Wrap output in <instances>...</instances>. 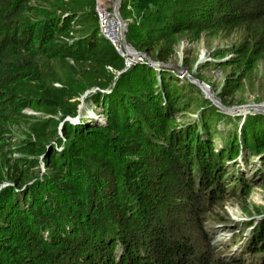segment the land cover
Segmentation results:
<instances>
[{
  "label": "trees",
  "instance_id": "trees-1",
  "mask_svg": "<svg viewBox=\"0 0 264 264\" xmlns=\"http://www.w3.org/2000/svg\"><path fill=\"white\" fill-rule=\"evenodd\" d=\"M121 13L128 44L156 61L206 29L242 31L241 58H264V0H123ZM98 31L95 0H0V264H227L201 225L237 145L200 141L177 117L195 107L187 86L147 60L126 68ZM39 57L78 68L47 78ZM92 89L104 122L66 120Z\"/></svg>",
  "mask_w": 264,
  "mask_h": 264
},
{
  "label": "rangeland",
  "instance_id": "rangeland-1",
  "mask_svg": "<svg viewBox=\"0 0 264 264\" xmlns=\"http://www.w3.org/2000/svg\"><path fill=\"white\" fill-rule=\"evenodd\" d=\"M243 43L242 31L206 29L199 30V33L184 32L178 37L175 54L167 61L185 68L180 75L170 67L177 82L184 88L187 86L186 99L195 105L177 115L178 120L191 122L193 126L199 123V140L212 144L215 150L225 147L229 137L238 149L235 159L223 161L227 165L226 176L231 175L234 179L221 201L222 205L206 214L211 216L201 225L208 234L206 240L227 264L232 259L243 264H264V241L258 240L264 230V151L261 152L264 140L259 147L255 144L257 134L264 137V58L259 61L256 57L248 61L242 59L239 48ZM261 44L256 45V49ZM39 60L47 78L55 74L66 78L78 68L70 59L48 62L39 57ZM55 85L60 86L59 83ZM94 91H86L72 100L77 103L78 115L76 118L68 116L66 120L74 123L77 117L87 120L92 116L91 120L104 122L101 108L86 99ZM25 112L40 116L30 108ZM203 114L206 115L205 122L202 121ZM209 125L211 129L207 131ZM13 130L15 138H23L27 126L14 127ZM249 246L254 250L250 251Z\"/></svg>",
  "mask_w": 264,
  "mask_h": 264
},
{
  "label": "built area",
  "instance_id": "built-area-1",
  "mask_svg": "<svg viewBox=\"0 0 264 264\" xmlns=\"http://www.w3.org/2000/svg\"><path fill=\"white\" fill-rule=\"evenodd\" d=\"M114 2L115 0H95V10L98 16V34L101 38L109 40L125 57L126 68H128L137 61L143 62V58L138 57L136 60H132L123 53L120 46V24L115 14Z\"/></svg>",
  "mask_w": 264,
  "mask_h": 264
},
{
  "label": "water",
  "instance_id": "water-1",
  "mask_svg": "<svg viewBox=\"0 0 264 264\" xmlns=\"http://www.w3.org/2000/svg\"><path fill=\"white\" fill-rule=\"evenodd\" d=\"M122 2H123V0H115L114 9H115V14H116L117 20L120 24V45H122L123 51H124V53L127 54L128 58H130L132 60H136L138 57H143L152 66L167 67V68L171 67V68L176 69L180 75H183V73L185 72V68H181L180 66L165 63L162 61H156L153 58H151L146 52L136 51L135 49H133V47L131 45L128 44L127 39H126V32L128 29L127 28L128 27V20H126L121 13ZM129 48H132V52L128 51ZM145 60H144V62H145ZM188 78L191 79V76L188 75ZM207 92H211V91H207ZM259 107H261V105Z\"/></svg>",
  "mask_w": 264,
  "mask_h": 264
},
{
  "label": "bare ground",
  "instance_id": "bare-ground-1",
  "mask_svg": "<svg viewBox=\"0 0 264 264\" xmlns=\"http://www.w3.org/2000/svg\"><path fill=\"white\" fill-rule=\"evenodd\" d=\"M128 51H129V52H132V49H131V48H129V49H128ZM125 55H126V57L128 58V56H127V54H126V53H125Z\"/></svg>",
  "mask_w": 264,
  "mask_h": 264
}]
</instances>
